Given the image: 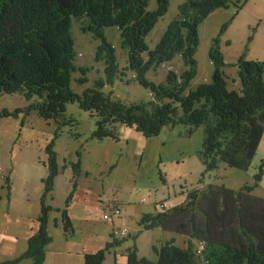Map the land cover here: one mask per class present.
I'll return each mask as SVG.
<instances>
[{
    "label": "trees",
    "instance_id": "trees-1",
    "mask_svg": "<svg viewBox=\"0 0 264 264\" xmlns=\"http://www.w3.org/2000/svg\"><path fill=\"white\" fill-rule=\"evenodd\" d=\"M229 2L184 0L178 18L151 50L146 38L168 13L170 0H157L155 11H149L150 0H0V95L19 94L30 103L13 112L1 111L0 119L18 120L35 112L46 121L62 125L66 105L77 103L97 118L93 138L99 141L118 139L119 129L124 127L145 138L156 137L170 126L183 125L189 134L204 128L199 153L205 167L203 178L221 164L248 171L264 138V62L241 57L237 62L240 88L230 90L217 37L209 54L214 67L212 80L192 89L199 72V27L211 14L227 8ZM74 20L82 24L83 33L100 41L95 61L104 65V78L83 94L73 90L74 75L81 74L77 82L84 86L91 69L77 66ZM107 29L119 32L121 48L129 57L125 69L120 68L116 47L106 37ZM178 58L186 67L184 72L169 70L163 84L148 81L151 70ZM128 72L150 91V101L127 104L115 100L112 92H105L117 81L124 82ZM53 142L45 149L48 177L43 181L39 231L19 259L2 264L46 262L47 248L53 241L49 234V213L53 209L47 201L60 171ZM263 175L264 162L253 185L234 190L211 183L187 195L179 206H160L161 211L144 214L139 222L143 231L160 228L186 237L188 245L184 249L169 241L154 247L156 262L139 259L133 249L128 264H264V198L255 195ZM62 225L67 236L74 234L66 211L62 213ZM120 244L115 240L86 255L85 264H104Z\"/></svg>",
    "mask_w": 264,
    "mask_h": 264
},
{
    "label": "rangeland",
    "instance_id": "rangeland-1",
    "mask_svg": "<svg viewBox=\"0 0 264 264\" xmlns=\"http://www.w3.org/2000/svg\"><path fill=\"white\" fill-rule=\"evenodd\" d=\"M182 2L184 0H170L168 13L159 20L146 38V44L151 50L155 49L171 22L178 18L179 5ZM156 9L157 0H150L149 11ZM225 25L226 28L222 31ZM81 26V23L73 21L77 66L90 68L91 71L87 74L88 83L84 86L77 82L81 74L74 75L72 87L79 94H83L88 88H94L95 82L105 76L103 63L95 61L100 41L90 33H83ZM105 33L107 39L116 47L120 68L125 69L129 57L121 48L119 32L116 29H107ZM199 35L200 45L196 54L199 72L192 83V89L209 84L212 80L214 67L209 54L217 37L226 64L224 71L228 77V88L239 89V59L244 57L247 61L264 62V0H230L227 8L217 10L205 20L199 27ZM169 70L181 74L186 67L178 58L170 65L151 70L147 79L156 85L163 84ZM127 75L124 82L117 81L113 88H106L105 92H112L115 100L127 104L150 101V91L135 81L131 72ZM29 104L19 94L0 95V112H13ZM60 123L62 125L55 121H46L35 112L29 116L21 115L18 120L0 119V178L11 180L9 186L13 188L16 207L28 197H31L28 200L32 203L31 207H34L35 197H40L43 181L48 177V169L44 165L47 159L45 149L54 141L53 150L57 153L60 171L55 178L54 190L48 198L47 206L53 210L61 208V219L62 213L66 211L70 215V210L77 221L80 214L89 216L90 222L81 224L79 234H93L96 241L107 238L109 231L111 242L115 241L111 223L107 222L110 215L107 206L114 200L122 203V215L117 220L122 216L125 218L133 215L134 210L138 214L156 213L157 207L161 211V202L169 207L179 206L186 200L187 195L211 183L225 185L234 190H239L246 184L253 185L264 162L263 138L248 171L221 164L218 170L203 178L205 167L199 153L203 149L204 128L189 134L188 128L183 125L170 126L151 138H145L134 129L121 128L118 139L99 141L93 138L97 129V118L81 110L77 103L66 105V113ZM76 164L80 166H72ZM87 174L90 176L86 177ZM79 178H92L108 183L109 188L101 203L92 198L88 207H81L75 194V183ZM1 184V189L5 192L0 193V208L5 209L3 206L8 200L4 183ZM255 193L264 198V175ZM53 198L56 200L51 205ZM73 202L76 204L71 207ZM37 204L40 208L39 201ZM14 206L12 202L11 207ZM53 213L58 212L54 210ZM49 215H52V211ZM124 228L128 230L127 237L117 239L121 244L111 250L114 252L120 248V264H128V254L133 249L137 250L139 259L153 260L155 254L151 245L156 242L160 246L165 240L173 239L166 237L176 238L175 244L181 248L188 245L186 237L170 232L152 230L141 234L137 232L139 227L136 222Z\"/></svg>",
    "mask_w": 264,
    "mask_h": 264
},
{
    "label": "crops",
    "instance_id": "crops-1",
    "mask_svg": "<svg viewBox=\"0 0 264 264\" xmlns=\"http://www.w3.org/2000/svg\"><path fill=\"white\" fill-rule=\"evenodd\" d=\"M88 176H90V174L86 175V177ZM80 179L81 178L77 180L75 194L78 196V199L76 201L78 203L81 202V207H88L87 205L89 202H91L92 198L98 199L99 203H101L103 196H105L106 191L109 188L108 183L102 180L97 181V179L92 178H85L83 180ZM10 181V179L6 181V179L1 180L0 178V193L5 192V190L1 189V183H4L7 195L6 199L8 200L6 205L3 206V208L5 209L0 208V264L19 259L27 251L29 240L37 234L40 228L39 217L41 215L42 209L41 199L44 193L43 184L40 197H35L36 203L34 202V207H31L32 203L30 202V200H28L31 197H28L26 201H20L18 203V207H16V202L14 201L15 198L12 193L13 188L9 186V184H11ZM54 200L56 199L53 198L50 201V203L52 202L51 205H53ZM0 201H2L1 198ZM37 201H39L40 208H38ZM12 202H14L15 205L13 208L11 207ZM163 203L165 202H161V204ZM75 204L76 202L74 203V205L72 204L73 206L71 207H74ZM164 205L166 206V209L172 208L167 204ZM158 209L159 208L157 207V210ZM54 210L58 213H53ZM54 210H52V215H49V234L52 237L53 241L47 248V257L45 264H85L86 255L97 253L111 242V231H109V236L102 239L101 241H96L93 234H87L86 236L79 234V228H81V224L83 222L89 223L90 218L89 216L80 214L78 215L79 220L77 221L76 216L73 215L72 210H70L69 216L74 225L75 232L73 235L67 236L62 225L61 214L59 213L61 208L59 210ZM132 212L133 215L126 216L125 218L122 216L120 220L118 219L119 221L117 220L113 225H110L112 226V232L114 231V229H126L124 227H129V224L133 222H136L139 227V230H137V232L141 234L149 232L143 231V229L138 224L144 213L140 212L138 214L136 210ZM138 218L139 220H137ZM154 230L163 231L160 228H156ZM169 238H173L172 241H176V238L174 237H166V239ZM167 242H169V240H165V242L160 244V246L164 245ZM157 245L158 244H156V242L153 243L151 245L152 250L154 247H160ZM119 249L120 248H117L114 252H110L107 255L105 264H108V262H110L109 260H111V264H113V262L114 264H120L122 260H120V256L118 255V252H120ZM157 260L158 258L155 254L153 260L151 261L156 262ZM124 261L127 262L126 260ZM18 264H32V262L31 260H23Z\"/></svg>",
    "mask_w": 264,
    "mask_h": 264
},
{
    "label": "built area",
    "instance_id": "built-area-1",
    "mask_svg": "<svg viewBox=\"0 0 264 264\" xmlns=\"http://www.w3.org/2000/svg\"><path fill=\"white\" fill-rule=\"evenodd\" d=\"M114 204V205H113ZM122 204L118 200H114L113 203L109 204L107 208L110 211V215L107 217V222L111 223L113 225L115 221L117 220L118 217L122 215V210H121ZM166 206L163 204L161 205V209H165ZM128 235V230L127 229H114L113 231V237L115 240L119 238H125ZM203 249V246L198 249V254L201 253Z\"/></svg>",
    "mask_w": 264,
    "mask_h": 264
}]
</instances>
